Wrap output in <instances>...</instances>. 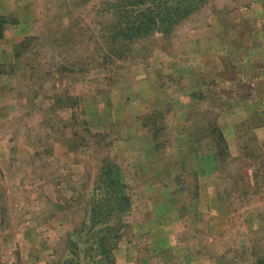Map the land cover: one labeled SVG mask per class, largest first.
Masks as SVG:
<instances>
[{"label":"rangeland","instance_id":"obj_1","mask_svg":"<svg viewBox=\"0 0 264 264\" xmlns=\"http://www.w3.org/2000/svg\"><path fill=\"white\" fill-rule=\"evenodd\" d=\"M181 5L0 0V264H264V0Z\"/></svg>","mask_w":264,"mask_h":264},{"label":"trees","instance_id":"obj_2","mask_svg":"<svg viewBox=\"0 0 264 264\" xmlns=\"http://www.w3.org/2000/svg\"><path fill=\"white\" fill-rule=\"evenodd\" d=\"M181 1L182 0H169V2L172 3V8L170 9L172 14L170 13L168 14L167 18L165 19L166 21H169L170 19L168 17L172 16L174 22L175 15L185 16L188 13V10H186L181 5ZM154 9L153 7H150L149 11L153 12ZM154 17L155 16L151 17L149 16V13L144 12L140 15L139 24H133L131 21H126L123 25L119 26V29L117 31V36L128 40L132 39L131 41L135 40V38L140 37L142 35L147 36L151 31L150 28L151 25L149 23L152 22L157 23ZM174 23L171 24L174 25ZM160 26L161 25H159L158 27L161 28Z\"/></svg>","mask_w":264,"mask_h":264}]
</instances>
